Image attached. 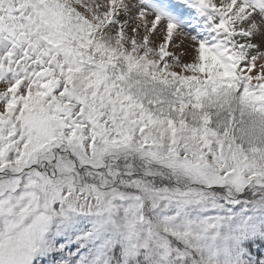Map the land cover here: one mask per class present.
Instances as JSON below:
<instances>
[{
    "label": "snow or ice",
    "instance_id": "1",
    "mask_svg": "<svg viewBox=\"0 0 264 264\" xmlns=\"http://www.w3.org/2000/svg\"><path fill=\"white\" fill-rule=\"evenodd\" d=\"M0 264H264V0H0Z\"/></svg>",
    "mask_w": 264,
    "mask_h": 264
}]
</instances>
